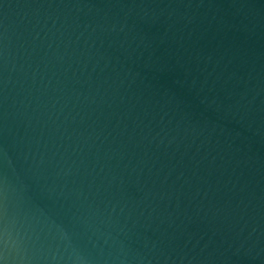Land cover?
Returning a JSON list of instances; mask_svg holds the SVG:
<instances>
[{
  "label": "water",
  "instance_id": "obj_1",
  "mask_svg": "<svg viewBox=\"0 0 264 264\" xmlns=\"http://www.w3.org/2000/svg\"><path fill=\"white\" fill-rule=\"evenodd\" d=\"M0 264H264V0H0Z\"/></svg>",
  "mask_w": 264,
  "mask_h": 264
}]
</instances>
